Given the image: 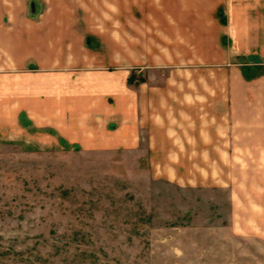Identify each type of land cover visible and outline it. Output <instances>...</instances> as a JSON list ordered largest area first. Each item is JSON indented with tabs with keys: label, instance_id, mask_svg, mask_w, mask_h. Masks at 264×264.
I'll list each match as a JSON object with an SVG mask.
<instances>
[{
	"label": "crops",
	"instance_id": "obj_1",
	"mask_svg": "<svg viewBox=\"0 0 264 264\" xmlns=\"http://www.w3.org/2000/svg\"><path fill=\"white\" fill-rule=\"evenodd\" d=\"M122 1L107 28L74 0L35 16L1 0L0 119L94 150L163 151L162 164L180 151L212 175L264 165V0H125L129 17ZM133 68L146 79L129 84Z\"/></svg>",
	"mask_w": 264,
	"mask_h": 264
},
{
	"label": "rangeland",
	"instance_id": "obj_2",
	"mask_svg": "<svg viewBox=\"0 0 264 264\" xmlns=\"http://www.w3.org/2000/svg\"><path fill=\"white\" fill-rule=\"evenodd\" d=\"M11 1L35 16L66 0ZM74 2L107 28L120 16L121 0ZM15 127L0 119V264H264V175L253 181L264 165L212 175L180 151L162 164L163 151L94 150L23 118Z\"/></svg>",
	"mask_w": 264,
	"mask_h": 264
}]
</instances>
